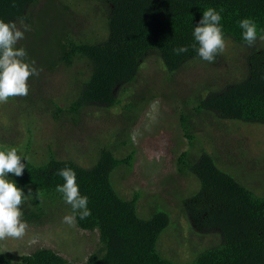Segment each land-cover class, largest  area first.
Listing matches in <instances>:
<instances>
[{
    "label": "trees",
    "instance_id": "trees-1",
    "mask_svg": "<svg viewBox=\"0 0 264 264\" xmlns=\"http://www.w3.org/2000/svg\"><path fill=\"white\" fill-rule=\"evenodd\" d=\"M39 1L0 0V18L5 21L23 19L29 23L34 13L31 7ZM86 1L105 7L106 37L101 41H93L87 35L81 38L83 32L63 26L50 34V37L53 33L56 35L55 47L48 49L45 57L35 55L38 69L71 67L75 61L86 64L87 75L79 79L70 103L61 106L51 100L56 118L70 115L77 121L76 116L91 104L106 109L121 105L128 123L136 124L150 96L135 93L123 102L118 88L124 86L126 90L136 80L141 64L152 50L157 51L170 73L190 60H203L192 47L194 28L203 11L215 8L222 16L226 40L231 39L245 48L246 71L240 78L225 80L221 89H208L196 96L191 109L181 110L180 125L191 144L196 138L193 118L198 115L211 113L220 120L264 125V48L258 46L259 39L255 45L248 46L239 27L240 20L252 18L258 25V35H264V0ZM67 6L63 4L64 8ZM180 46H187L188 51L177 55L174 49ZM30 47L25 48L30 51ZM220 55L213 62L219 60ZM27 127L30 131V124ZM121 134L127 136L125 130ZM129 138L118 134L114 142H99L94 160L88 166L74 157H60L52 147H48L41 158L33 159L36 155L30 152L32 140L20 149L16 147L18 154L27 157L22 160L26 167L22 176L9 174V178L23 188L25 194L29 188L32 190L24 202L31 204L22 207L23 219L39 223L49 217L53 205L65 202L63 195L56 191L64 180L56 173L58 169L69 167L76 172L80 192L88 197L91 211L86 219H80L77 213L75 223L83 230L96 231L99 242L80 263L50 247H40L16 260L0 248V264H182L168 258L158 248L161 233L172 221L170 212L164 208L146 217L139 210L141 193L124 197L113 183L117 169L130 170L134 165L136 151H122ZM5 147L15 145L0 144V150ZM177 171L183 175L193 174L199 183L197 191L184 200L183 211L203 229L217 230L220 238L219 242L197 252L187 264H264V191L258 193L236 173L221 166L216 155L204 148L194 155L190 149L179 154ZM67 207L72 213L71 206L67 204Z\"/></svg>",
    "mask_w": 264,
    "mask_h": 264
},
{
    "label": "rangeland",
    "instance_id": "rangeland-1",
    "mask_svg": "<svg viewBox=\"0 0 264 264\" xmlns=\"http://www.w3.org/2000/svg\"><path fill=\"white\" fill-rule=\"evenodd\" d=\"M63 4H68L67 8ZM31 9L34 13L30 24L27 23L31 31L25 33L18 46H32L30 51L26 50L36 66L35 55L45 57L48 49L55 47L54 31L63 26L83 32L81 38L87 35L93 41H101L107 35L105 7L95 1L40 0ZM258 46L264 48V41L259 40ZM245 53L243 46L227 39L225 50L216 62L193 59L170 73L157 51L152 50L141 64L136 80L126 90L124 86L118 88L123 102L135 93L150 96L133 125L128 123L121 105L106 109L91 104L76 116L77 121L70 115L56 118L51 100L61 106L70 103L79 79L87 75L86 64L75 61L71 67L42 69L38 79H29L27 96L0 103V144H13L20 149L32 140L30 152L36 155L33 159L41 158L52 147L60 157H74L88 166L94 160L99 142H114L118 134L126 139L129 136L130 141L122 151H136L134 165L130 170L117 169L113 183L124 197L141 193L139 210L146 217L164 208L170 212L172 221L161 233L158 248L168 258L187 264L197 252L220 238L217 230L203 229L183 211L184 200L197 191L199 183L193 174L177 171L179 154L190 149L194 155L204 148L216 155L221 166L236 173L258 193L264 191L263 124L220 120L211 113L198 115L193 118L196 135L193 144L180 125L181 110L192 107L196 96L208 89L217 91L226 84L225 80L244 74ZM123 130L127 136L121 134ZM28 204L31 203L23 205ZM65 215L72 213L65 202L59 201L51 207L49 217L39 223L27 221L29 227L22 238L0 240L1 250L16 260L40 247H50L73 262L85 261L98 247V233L83 230L76 223H64Z\"/></svg>",
    "mask_w": 264,
    "mask_h": 264
},
{
    "label": "clouds",
    "instance_id": "clouds-1",
    "mask_svg": "<svg viewBox=\"0 0 264 264\" xmlns=\"http://www.w3.org/2000/svg\"><path fill=\"white\" fill-rule=\"evenodd\" d=\"M221 20L220 12L215 8H208L203 11L194 28L195 43L192 47L196 49L201 59L209 63L213 62L218 54L223 53L226 47ZM239 27L242 29V38L248 46L255 45L258 39L264 41V35H258V25L252 18L240 20ZM28 31H31V26L23 19L17 22L0 18V103H7L9 98L27 96L30 77L39 76L42 70L36 67L35 60L28 57L26 48L18 46ZM187 51V46L174 49L177 55ZM24 159L27 160V157L18 154L16 147H5L0 150V240L22 238L29 227L27 221L23 219L22 206L27 196L32 194V190L29 188L28 193L25 194L24 189L18 187L17 183L9 178V174L17 177L23 175L26 167L22 162ZM56 174L64 180L62 185H57L56 191L63 195L73 213L65 215L63 222L74 225L77 213L80 219L89 217L91 211L88 208V197L80 192L76 172L65 167L58 169Z\"/></svg>",
    "mask_w": 264,
    "mask_h": 264
}]
</instances>
